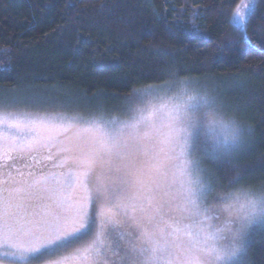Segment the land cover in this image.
<instances>
[{
	"label": "snow or ice",
	"instance_id": "6c2138e0",
	"mask_svg": "<svg viewBox=\"0 0 264 264\" xmlns=\"http://www.w3.org/2000/svg\"><path fill=\"white\" fill-rule=\"evenodd\" d=\"M248 9L244 3L234 13L241 26ZM153 99L163 102L140 98L132 101L130 119L81 129L75 144L60 149L67 155L52 164L66 172L25 177L0 171V264L55 256L87 236L98 215L104 217L102 229L118 230L117 239L48 264H98L108 253L115 258L111 264H243L249 231L264 226V194L210 202L212 188L201 179L199 162L190 159L198 143L213 156L237 143L224 146L217 131L222 122L204 128L194 118L200 98L187 87L167 101ZM0 124V160L15 161L34 150L26 130L35 136L36 122L0 115ZM4 168L12 165L0 162ZM117 216L125 218L123 226Z\"/></svg>",
	"mask_w": 264,
	"mask_h": 264
},
{
	"label": "trees",
	"instance_id": "16d2710c",
	"mask_svg": "<svg viewBox=\"0 0 264 264\" xmlns=\"http://www.w3.org/2000/svg\"><path fill=\"white\" fill-rule=\"evenodd\" d=\"M176 80L213 90L250 131L246 148L203 162L210 180L264 192V0H0L1 106L45 97L114 116L133 92ZM243 264H264V226Z\"/></svg>",
	"mask_w": 264,
	"mask_h": 264
},
{
	"label": "rangeland",
	"instance_id": "374dc122",
	"mask_svg": "<svg viewBox=\"0 0 264 264\" xmlns=\"http://www.w3.org/2000/svg\"><path fill=\"white\" fill-rule=\"evenodd\" d=\"M189 91L196 90L197 92H208L216 98L217 104L219 106L220 113L224 116L225 119H234L228 110L224 109L221 99L217 97L213 90L207 87H202L199 83H196L193 80H176L159 86L147 87L135 91L131 94L129 98L123 103L122 111L114 116H88L81 115L79 113H69L63 107V102L49 100L45 97H34L31 99H10L5 103L0 105V115L5 116L9 119L15 118L21 120L25 123L27 122H36L37 131L35 136L28 134L26 130V135L29 140H34V150L26 151L24 153L17 154L18 159L13 160H0V162L5 164H11L12 168H4L0 171L7 173L8 171L12 172L13 176H16L18 173H23L25 177L29 173H34L39 175L41 172L45 174L49 173H59L61 171H68V168L65 167L63 170L60 168H53V162H59L57 156L60 159H63L67 153L60 152V149L69 148L77 142L81 136V129L89 126L93 122H107L113 119L117 120H128L133 115L132 108L135 107L132 101L143 98L149 100L152 103L159 104L163 102L160 99H153V97H162L164 101H167L172 96L176 95L177 92L182 87H186ZM12 100H16L11 102ZM63 108V109H60ZM237 122V121H236ZM243 132L240 141L237 145L231 149L228 153L218 152L215 156L211 154H205L201 144L195 145L191 152L190 159L199 162L200 176L204 183L212 188L211 193L208 196L210 202H217L215 198H220L219 202H223L225 197H243L245 194L261 195L264 192H253L251 190H231L229 192H221L217 185L207 175V172L204 169L203 162L210 163L209 160L215 161L220 157L232 156L234 153L240 151V149L246 148V142L249 140L250 131L244 127V125L238 123ZM4 125L0 124V131L4 129ZM219 135L221 133L218 132ZM7 145L5 144V148ZM243 151V150H242ZM211 152V149H209ZM51 155L52 160L46 159ZM2 156V154H0ZM236 156V155H235ZM209 159V160H207ZM90 215L93 212L91 206L88 207ZM227 217V213H224ZM122 226L125 224V218L123 216H117L114 218ZM104 220L103 216L98 215L96 217L95 223L92 225V229L87 236L82 237L80 240L70 245L69 247L60 250L55 256H45L37 261H34L33 264H48L51 260L60 259L63 256L71 255L76 249L83 248L92 244L94 242L103 243L105 245L111 244L113 240L118 238V230L109 225H105L102 229L100 225ZM261 227V225H256L249 231L246 246L249 239L255 234ZM245 255V253H244ZM115 259L111 257V254L108 253L107 257H101V260L98 264H104V261L107 260V264H111L112 260ZM244 259V256H243ZM3 264H10V262L5 259Z\"/></svg>",
	"mask_w": 264,
	"mask_h": 264
},
{
	"label": "clouds",
	"instance_id": "9594fccd",
	"mask_svg": "<svg viewBox=\"0 0 264 264\" xmlns=\"http://www.w3.org/2000/svg\"><path fill=\"white\" fill-rule=\"evenodd\" d=\"M187 87V85H186ZM191 93L200 98L201 107L195 113L194 118L200 122L204 128H210L213 121L222 122L223 127L217 125V131L221 133L220 138L224 143V146L234 145L238 143L242 137V128L234 119H225L219 111L216 98L208 92H197L191 90ZM228 137L224 140V137ZM235 137V140H233Z\"/></svg>",
	"mask_w": 264,
	"mask_h": 264
}]
</instances>
